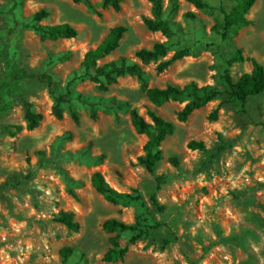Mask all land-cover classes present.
I'll return each instance as SVG.
<instances>
[{
  "label": "rangeland",
  "instance_id": "374dc122",
  "mask_svg": "<svg viewBox=\"0 0 264 264\" xmlns=\"http://www.w3.org/2000/svg\"><path fill=\"white\" fill-rule=\"evenodd\" d=\"M91 1L98 13L74 0H0V53L8 30L20 23L7 57L51 75L62 92L73 74L81 72L86 53L119 25L128 31L119 49L99 65L121 57L137 61L136 51L159 41L167 43L168 58L187 49L189 56L162 74L155 64L144 67L153 87L196 82L224 91L227 69L236 80L252 70L250 62L228 66L237 49L264 63V0H257L248 15L253 24L226 40L213 27L223 19L220 7L228 11L233 0H207L211 10L205 12L180 1L177 13L166 12L174 30L170 39L146 28L144 19L152 17L150 0H122L119 12L105 8L103 0ZM42 10L50 16L35 23V14ZM190 12L195 19L185 16ZM65 23L78 31L76 38L42 40L32 28ZM5 75L0 60V76ZM139 85L137 78L127 76L102 92L93 82L78 80L73 94L93 102L96 119L90 105L74 100L63 105L62 120L52 115L54 100L47 85H21L43 121L29 131L18 96L11 98L12 110L0 117V186L9 185L0 194V264H264V94L251 98L246 108L224 94L185 123L177 120L185 103L159 108L175 130L162 145L164 159L156 175L164 183L158 189L155 177L138 162L148 137L132 126L130 109L108 108L113 100L128 103L148 119L150 103ZM72 111L78 113L79 125ZM213 112L216 120L211 119ZM191 141L204 142L205 150L189 149ZM96 172L132 198L117 205L105 200L92 184ZM152 196L166 206L164 212ZM61 211L75 213L79 233L55 221ZM109 219L145 232L134 244L132 233L119 234L121 245L130 248L123 261L103 260L110 238L117 234L103 229ZM64 248L72 249L68 257L61 253Z\"/></svg>",
  "mask_w": 264,
  "mask_h": 264
},
{
  "label": "trees",
  "instance_id": "16d2710c",
  "mask_svg": "<svg viewBox=\"0 0 264 264\" xmlns=\"http://www.w3.org/2000/svg\"><path fill=\"white\" fill-rule=\"evenodd\" d=\"M122 0H103L105 8L112 7L115 11L121 10ZM152 3V17L145 18L146 28L151 32H160L167 39L174 35L172 22L166 16V12L175 14L180 9V1H184L192 5L196 10L205 12L211 10V6L207 0H169L168 6L165 7V0H150ZM75 3H82L91 13H98L96 7L91 0H74ZM257 0H233L232 7L227 11L220 7L223 19L217 22L213 27V31L226 40L230 34L238 29L251 26L253 23L248 18L252 8L256 5ZM50 13L46 10L39 11L35 14L33 21L40 23L47 19ZM187 18L195 19L194 12L187 13ZM20 23L16 22L15 27L7 32V38L4 47L0 53V60L4 62L6 67L5 77L0 76V117L9 113L13 108L11 98H21L25 107V121L27 129L34 131L40 127L43 121V115L37 113L33 103L29 102L23 95L21 85L28 81H36L48 86L51 97L54 100L52 115L62 120L64 118V104H70L77 100L88 104L92 107V118L96 119L95 105L87 99L73 94V85L78 80H89L93 82L98 90L108 92L110 88L118 83L120 78L127 76L137 78L139 82V91L147 97L150 105L146 107V119L141 115L137 108H132L128 103L113 100L108 108L111 110L130 109L131 124L138 134L146 135L148 141L144 146V154L138 158V162L151 175L155 177L157 188L164 183V178L156 175V167L164 159L163 143L169 136L174 133L175 124L166 120L158 113V109L170 102L185 103L183 109L178 111L177 120L181 123L188 121L189 117L198 109L203 108L210 102L220 99L226 94L233 102H237L246 108L249 100L253 97L264 94V63L254 58L245 57L242 49H237L228 62V66L235 63L245 64L250 62L252 70L244 73L239 79H235L229 72V69L222 75L225 90L221 91L215 86H199L196 82H191L185 86L168 84L165 87L150 86L145 66L151 64L156 65V72L162 74L166 72L175 63L189 56L187 49H181L168 58L170 49L166 42H155L151 48H141L136 51L135 59L137 61H129L125 57L114 60L102 65L98 62L112 55L121 45V41L125 37L128 29L123 25L113 27L105 36L104 40L95 48L89 50L82 63L81 72L76 71L66 85V91L62 92L61 86L51 75L46 73H38L27 67L17 64L13 59L7 56V50L12 45L11 38L16 32ZM27 26V25H25ZM42 40H58L73 39L78 36V31L71 25L59 24L53 26L34 25L32 27ZM71 117L76 125L80 124V117L77 112L72 111ZM217 112L211 114V119L216 120ZM264 128V124H263ZM191 150H205L204 142L191 141L188 144ZM171 163L178 166V160L172 158ZM92 184L95 190L101 194L105 200L112 204H119L122 201L131 199L127 194L119 193L109 186L104 176L100 172H96L92 177ZM9 187L8 184L0 186V194ZM74 197L77 196L74 194ZM152 201L160 212L166 210V206L159 204L156 196H152ZM56 222L64 225L69 230L79 233L81 224L76 220L75 213L72 211H61L55 219ZM103 229L110 234L117 233L110 238L111 247L105 253L103 260L105 262L123 261L128 254L129 246H122L119 241V234L132 233L133 237L130 243L134 244L143 237L145 232L134 224H127L117 219H109L103 223ZM61 253L68 257L72 253V249L64 248Z\"/></svg>",
  "mask_w": 264,
  "mask_h": 264
}]
</instances>
